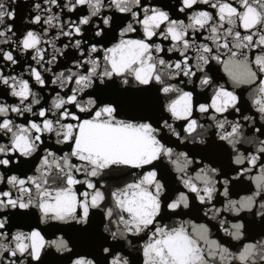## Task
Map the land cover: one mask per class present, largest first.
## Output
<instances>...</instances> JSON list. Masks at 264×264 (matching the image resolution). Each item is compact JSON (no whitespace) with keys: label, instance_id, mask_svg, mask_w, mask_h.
<instances>
[{"label":"snow or ice","instance_id":"obj_1","mask_svg":"<svg viewBox=\"0 0 264 264\" xmlns=\"http://www.w3.org/2000/svg\"><path fill=\"white\" fill-rule=\"evenodd\" d=\"M177 3L187 22L156 0H39L21 32L17 0H0V264H131L138 241L142 264H264V0ZM254 169L255 191L230 199ZM193 207L207 223L172 219Z\"/></svg>","mask_w":264,"mask_h":264},{"label":"water","instance_id":"obj_2","mask_svg":"<svg viewBox=\"0 0 264 264\" xmlns=\"http://www.w3.org/2000/svg\"><path fill=\"white\" fill-rule=\"evenodd\" d=\"M17 2H18V4H17V8H16V12H17L16 26L18 28H20L21 32H23L26 30L23 28V24L25 23V20L28 18V14L31 11L30 5L32 3L39 2V0H17ZM147 2L151 3L152 0H147ZM156 2L161 7L167 8L165 10L169 11L170 14H171V12L176 14V16L173 17L174 19H184L187 22V19L183 14L175 13V9H178V7H179L177 0H156ZM56 11H58V10H56ZM109 14H110V12H109ZM124 23H127V21L125 20ZM118 31H119V28H117V33H118ZM114 42H115L114 40H110V43H114ZM110 43H109V46H110ZM58 46L62 47V44H60L58 42ZM49 51H51V50H49ZM21 59H22L23 65L26 66L29 61L24 59L23 57H21ZM70 63L71 62L68 61V66H70ZM56 70L60 71L63 69L57 68ZM6 71L10 72L11 70L7 69ZM22 71H23V67H17L15 74H20ZM212 74L215 75V77L217 78L219 83L226 84L229 88L233 87V85L229 81V78L223 72L221 66L213 64L212 65ZM53 87H56V86L50 85L48 88H46L44 90V92L41 95L47 96L50 100L51 96L54 94L51 91V89ZM35 90L38 91L39 86H37ZM236 90H237L238 94H242L244 103L247 105V107L249 109H251L250 111H246L245 114L249 115V116H253L257 122V126H259V124L261 123V121L259 120V114L256 113L255 109L252 107V105L250 103L251 93L253 92V87L249 86V85H241ZM197 91L198 92H204L205 90L198 88ZM210 92H211V89H208L205 94L210 93ZM7 99L9 100V102H12V100L14 98L8 97ZM201 102H204L203 99H201ZM42 103H43V101H42ZM165 115L167 116V114H165ZM125 118H127V117H125ZM17 122L18 123L23 122V118H18ZM202 122H204V121H202ZM177 123H179V122H177ZM249 135H251V134L249 133ZM3 142H6V140ZM52 143H54V138L46 139V144H52ZM169 146L176 148L177 151H187L188 150L187 148H185L183 146L177 148L175 144H171ZM57 147H63V146H57ZM244 149L254 150L252 148V145H249V144H245L242 148V151ZM161 163L164 165V167H162L160 171L162 172V175L165 177V179H167L169 189L172 191H176L177 189H182V185H180L177 182V179H176L177 173L174 171L173 166L171 164H169L166 160L162 161ZM27 167H28L27 165L24 166L22 171L27 172ZM258 174H259V170L254 169L253 172L250 173L248 176H245V178L243 180H241L239 182H235V183H230L227 186L229 188V191H230L229 198L239 200L242 196L252 194V192L255 191V184L251 182L249 177L255 176ZM119 175L120 174H114L113 176L108 178L109 180H106L105 182L109 183V184H113L114 186H121L122 187L123 182L116 184L114 181H111V180H115V179L119 178ZM232 175H234V174L229 172V176H232ZM218 191H220V192L223 191V188L219 187V185H218ZM220 199L224 200V197H220ZM257 199H259V198H257ZM217 206L222 207V205H220V204H218ZM182 211L185 213L184 216L174 217L172 219L191 220L194 223H207L208 222L206 218H203V210L197 211L196 207H193L190 209H183ZM227 215H230V214L226 213V216ZM245 215H246V213H245ZM32 222L33 221L31 219L13 218V220H12L13 231H15L18 227H20L23 224H31ZM164 223H171V219H166L164 221ZM212 223L214 224L215 222L213 221ZM42 227L48 228V225H42ZM209 227H210V231H211L213 238H217V239L222 240L223 242L226 243V246H229L233 251H235L236 248L240 246L239 242L233 241L230 238L225 237L222 232H218L217 229L215 227H212L211 224L209 225ZM23 230H28V229L25 228ZM49 231L54 232V231H56V228L55 227L49 228ZM66 232L68 233V235L72 236L78 242H86V240H87L86 237L80 236L79 234L73 232L71 229H66ZM258 232H259V229L253 225L251 227L250 231L246 234V239H250V240L259 239L260 237L257 234ZM57 234H60V233H57ZM140 243L141 242H139V241L136 242L135 247L125 245L124 252L122 254L128 256L129 260L131 261V264H142V256H141V254L137 253L135 250L136 247H139ZM52 251L54 252V249ZM56 255L58 256L59 254H56ZM44 264H63V262L60 259H58L57 257H55L54 255H49L45 258Z\"/></svg>","mask_w":264,"mask_h":264},{"label":"clouds","instance_id":"obj_3","mask_svg":"<svg viewBox=\"0 0 264 264\" xmlns=\"http://www.w3.org/2000/svg\"><path fill=\"white\" fill-rule=\"evenodd\" d=\"M101 264H103V261H101Z\"/></svg>","mask_w":264,"mask_h":264}]
</instances>
